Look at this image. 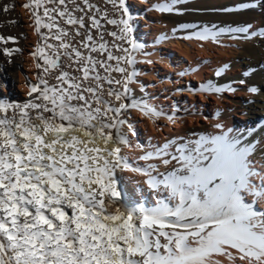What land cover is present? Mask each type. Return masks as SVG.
<instances>
[{
    "label": "snow or ice",
    "instance_id": "snow-or-ice-1",
    "mask_svg": "<svg viewBox=\"0 0 264 264\" xmlns=\"http://www.w3.org/2000/svg\"><path fill=\"white\" fill-rule=\"evenodd\" d=\"M184 3L166 0L154 7L182 13L178 6ZM23 7L31 10L44 41L32 53L44 61L36 67L60 71L56 84L41 79L32 85L29 95H37L28 102L0 99V264H222L215 257L229 264H264V151L257 156L256 143L219 123L215 135L174 151L166 143L141 156L167 157L162 162L176 166L165 173L151 164L131 169L148 177L156 202L112 210L122 197L116 169L130 168L121 148L109 147L128 145L120 131L122 111L135 107L146 116L162 115L146 103L123 102L135 74L128 70L133 52L143 47L133 36L126 0H29ZM12 8L0 6L5 13ZM105 33L114 38L111 45ZM225 34L249 39L255 32L247 25L213 26L195 38L219 41ZM9 40L14 38L0 36ZM65 59L71 72L63 70Z\"/></svg>",
    "mask_w": 264,
    "mask_h": 264
},
{
    "label": "bare ground",
    "instance_id": "bare-ground-1",
    "mask_svg": "<svg viewBox=\"0 0 264 264\" xmlns=\"http://www.w3.org/2000/svg\"><path fill=\"white\" fill-rule=\"evenodd\" d=\"M164 2L166 0H126L132 16L133 36L143 47L133 52L135 63L128 66V70L135 74L129 85L131 91L123 102L146 103L162 115L146 116L135 107L122 111L120 119L125 123L120 125V131L128 145L110 144L109 147L119 146L130 168L116 169V184L122 197L112 205V210L117 205L123 209L155 204L157 193L148 187V177L131 169H146L151 164L158 173L170 171L176 165L175 162L165 165L162 160L167 157L140 159L166 143L171 145L169 151H174L184 142L219 133L221 129L215 127L219 123L223 130L231 128L241 135L244 142L256 143L257 156L264 151V36L261 35L264 0H186L178 6L183 9L182 13L155 10L156 4ZM26 3L29 0H0V6L14 5L7 13L0 10V36L14 38L7 43L0 41V99L20 104L37 95L30 96L29 92L41 79L56 84L55 77L60 71L45 73L43 67H36L44 61L32 53L38 45L43 46L44 41L35 32L31 10L23 7ZM244 3H254L257 7L239 8ZM225 8L235 10L221 11ZM246 25L250 26V33L255 32L249 39H233L231 34L221 36L219 41L195 38V33L205 27ZM106 29L116 30L111 25H106ZM47 31L41 29L42 33ZM93 34L95 36V30ZM113 39L105 33L110 45ZM5 48L12 50V54L6 55ZM111 50L116 55L122 54L114 48ZM92 55L103 58L99 53ZM68 63L63 60V70L71 72ZM112 75L122 79L120 73ZM241 80L244 83H240ZM112 87L122 89L120 85ZM212 88L224 90H205ZM250 88L257 91L253 93ZM108 99L114 107L119 103ZM260 207L264 208V203ZM214 259L229 264L225 257Z\"/></svg>",
    "mask_w": 264,
    "mask_h": 264
},
{
    "label": "rangeland",
    "instance_id": "rangeland-1",
    "mask_svg": "<svg viewBox=\"0 0 264 264\" xmlns=\"http://www.w3.org/2000/svg\"><path fill=\"white\" fill-rule=\"evenodd\" d=\"M242 62H243V60H242Z\"/></svg>",
    "mask_w": 264,
    "mask_h": 264
}]
</instances>
